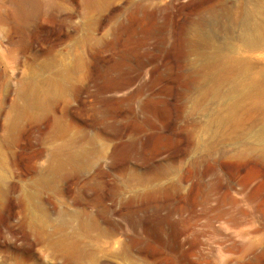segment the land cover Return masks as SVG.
<instances>
[{
  "label": "rangeland",
  "instance_id": "rangeland-1",
  "mask_svg": "<svg viewBox=\"0 0 264 264\" xmlns=\"http://www.w3.org/2000/svg\"><path fill=\"white\" fill-rule=\"evenodd\" d=\"M37 2L0 0V264H264V0Z\"/></svg>",
  "mask_w": 264,
  "mask_h": 264
},
{
  "label": "bare ground",
  "instance_id": "bare-ground-1",
  "mask_svg": "<svg viewBox=\"0 0 264 264\" xmlns=\"http://www.w3.org/2000/svg\"><path fill=\"white\" fill-rule=\"evenodd\" d=\"M10 1L17 5L19 14L23 18L28 17L30 13L29 11L33 7H36L38 4L37 0H10ZM153 100H154L153 97L148 95V97L146 98V101L144 102L145 107L152 106V104L154 103ZM38 105L40 107V104ZM119 139H121V137L117 136V140Z\"/></svg>",
  "mask_w": 264,
  "mask_h": 264
}]
</instances>
